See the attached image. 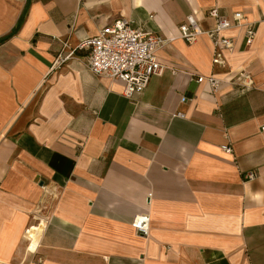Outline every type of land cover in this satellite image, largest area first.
Here are the masks:
<instances>
[{"label": "crops", "instance_id": "obj_1", "mask_svg": "<svg viewBox=\"0 0 264 264\" xmlns=\"http://www.w3.org/2000/svg\"><path fill=\"white\" fill-rule=\"evenodd\" d=\"M214 6L254 28L250 45L244 27L225 32V67L207 36H178L191 13L212 29ZM120 18L172 38L141 94L90 72L83 50L53 67L63 43ZM4 37L0 264H264V0H0Z\"/></svg>", "mask_w": 264, "mask_h": 264}, {"label": "built area", "instance_id": "obj_2", "mask_svg": "<svg viewBox=\"0 0 264 264\" xmlns=\"http://www.w3.org/2000/svg\"><path fill=\"white\" fill-rule=\"evenodd\" d=\"M207 16L214 19L212 29H202L195 14L191 13L179 24L178 36L189 43L194 42L201 35L207 36L213 46L212 64L225 67V52L231 51L234 47L233 39L225 32L231 28L244 27L245 42L246 45H250L254 38V28L245 22L243 14L240 12H235L231 18H227L219 14L218 8L214 6L207 11ZM171 39L146 30L130 19L120 18L99 30L95 36L69 48L67 52L64 51V48L68 46L63 43L62 50L53 62V67H59L73 58L76 51L83 50L86 68L96 76L119 81L123 87L122 94L130 99L144 91L152 76L162 73L166 66L159 62L157 52L165 42ZM171 70L176 73L175 69ZM190 75L191 81L206 82L213 92L220 85V81L212 75L197 77H194V74ZM239 82L244 87L252 85L251 78L246 74L241 77ZM185 101H187V97L182 96L181 102ZM177 115L183 116L181 112H178ZM261 129L264 130V126ZM222 149L226 153L232 152L228 144L222 145ZM243 177L250 181L256 177V173L246 171ZM149 225L148 213L136 215L131 222L134 230L145 237L149 234Z\"/></svg>", "mask_w": 264, "mask_h": 264}, {"label": "trees", "instance_id": "obj_3", "mask_svg": "<svg viewBox=\"0 0 264 264\" xmlns=\"http://www.w3.org/2000/svg\"><path fill=\"white\" fill-rule=\"evenodd\" d=\"M7 37H4L2 39H0V43H2Z\"/></svg>", "mask_w": 264, "mask_h": 264}, {"label": "bare ground", "instance_id": "obj_4", "mask_svg": "<svg viewBox=\"0 0 264 264\" xmlns=\"http://www.w3.org/2000/svg\"><path fill=\"white\" fill-rule=\"evenodd\" d=\"M29 232V231H28ZM30 234V233H29ZM31 246H32V242H31Z\"/></svg>", "mask_w": 264, "mask_h": 264}]
</instances>
